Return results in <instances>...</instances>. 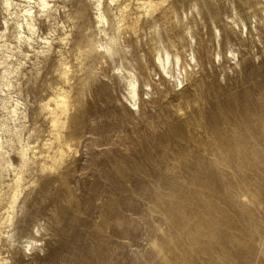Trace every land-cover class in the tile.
I'll return each instance as SVG.
<instances>
[{
    "label": "rangeland",
    "instance_id": "rangeland-1",
    "mask_svg": "<svg viewBox=\"0 0 264 264\" xmlns=\"http://www.w3.org/2000/svg\"><path fill=\"white\" fill-rule=\"evenodd\" d=\"M47 1L0 0V264H264V0Z\"/></svg>",
    "mask_w": 264,
    "mask_h": 264
},
{
    "label": "bare ground",
    "instance_id": "bare-ground-1",
    "mask_svg": "<svg viewBox=\"0 0 264 264\" xmlns=\"http://www.w3.org/2000/svg\"><path fill=\"white\" fill-rule=\"evenodd\" d=\"M8 1V0H7ZM35 1V0H34ZM6 3V2H5ZM26 4V3H25ZM48 4H50V3H48V1L47 0H39V3H38V5H39V7H41V9H43V8H45V7H47L48 6ZM10 5V3L9 2H7V6H9ZM11 5H12V3H11ZM28 5H30V0H28ZM35 5H36V3H35ZM26 6H27V4H26ZM35 6H33V8H34ZM37 7V6H36ZM32 6H29L27 9H25L24 10V15H23V17H22V21H23V18H24V20H26V22H25V27H27V29H28V31H32L33 30V25H32V23L30 22V20H32L33 19V16H34V12L32 11ZM50 8V7H49ZM24 9V8H23ZM40 10V9H39ZM44 10H47V9H44ZM51 10V9H50ZM36 11H37V9H36ZM41 11V10H40ZM38 12V11H37ZM36 12V13H37ZM35 13V14H36ZM39 13V12H38ZM100 17H101V15H100ZM99 17V18H100ZM105 17V16H104ZM22 21L20 20V22L18 23V27L19 28H24V25H23V23H22ZM17 22V21H16ZM32 22H33V20H32ZM101 22H102V20H101ZM23 30H25V29H23ZM18 31H19V29H18ZM22 31V30H21ZM27 31V30H26ZM34 31V30H33ZM32 31V32H33ZM20 32V31H19ZM22 33V32H21ZM21 33H19V41H22L23 40V42L25 41V39H31V37H29V36H21ZM24 33V32H23ZM26 33V32H25ZM33 34V33H32ZM30 35V34H29ZM18 36V35H17ZM31 36V35H30ZM22 42V43H23ZM26 42V41H25ZM28 43V42H27ZM26 43V44H27ZM194 58V56L192 55V57H191V59H193ZM157 61H158V63H159V65H160V67H161V69H162V71H164V72H166V74L168 73H170L168 70H167V68H168V66L170 67V64H176V65H178V63L179 62H181V58L179 57V56H172L168 51H164V53L162 54V53H159L158 55H157ZM175 66V65H174ZM183 67V69L182 70H184V73H185V76H187V70H186V67H184V66H182ZM176 68V67H175ZM178 68V67H177ZM179 69V68H178ZM176 70L175 69V71L177 72V71H179V70ZM10 70V69H9ZM174 70V69H173ZM172 70V71H173ZM181 70V69H180ZM15 72H17V71H15ZM175 72V73H176ZM7 74V73H6ZM128 76H127V84H128V86H129V95H130V97H131V99L132 100H136V98H137V96H138V91H137V87H136V85H138L137 84V80H136V77L132 74V73H130L129 71H128ZM171 74V76L172 77H174L175 78V80H176V82H178V83H182V78L179 76L180 75V72H177L176 73V75L174 74V73H170ZM181 75H183V74H181ZM6 78V77H5ZM3 86H5L7 89H9V87H11L10 86V83H9V80L7 79V81L5 82V83H3L2 84ZM5 99V98H4ZM16 103V102H15ZM18 103V102H17ZM135 104V103H134ZM15 105V104H14ZM19 105V104H18ZM6 106V105H5ZM3 108H4V106H3ZM8 108V107H7ZM20 111V110H19ZM10 112V111H9ZM11 113L13 114V116H16L17 114H18V108H17V104L15 105V107H13V109L11 110ZM21 115V114H20ZM10 116H12V115H10ZM17 117H18V115L16 116V119H17ZM14 118V117H13ZM2 124V123H1ZM5 125V124H4ZM3 126V125H2ZM1 126V127H2ZM0 130H2V129H0ZM1 146V145H0ZM25 154V153H24ZM22 156H24L25 157V155H23L22 154ZM24 157H22L23 159H24ZM22 159V160H23ZM23 163V162H22ZM19 180L21 179L20 177L18 178ZM15 194V193H14ZM17 194H18V192H17ZM16 196H18V195H15V199H14V201L13 202H15V200H16Z\"/></svg>",
    "mask_w": 264,
    "mask_h": 264
}]
</instances>
